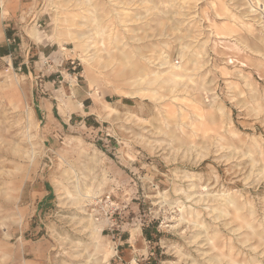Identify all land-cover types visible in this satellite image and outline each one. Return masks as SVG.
I'll return each mask as SVG.
<instances>
[{"label":"rangeland","instance_id":"374dc122","mask_svg":"<svg viewBox=\"0 0 264 264\" xmlns=\"http://www.w3.org/2000/svg\"><path fill=\"white\" fill-rule=\"evenodd\" d=\"M82 1L0 0V264H264V0Z\"/></svg>","mask_w":264,"mask_h":264},{"label":"bare ground","instance_id":"6f19581e","mask_svg":"<svg viewBox=\"0 0 264 264\" xmlns=\"http://www.w3.org/2000/svg\"><path fill=\"white\" fill-rule=\"evenodd\" d=\"M89 1L90 0H85V1H82L80 4L88 5ZM257 1H259V0H257ZM95 17H96V14L92 13V15L86 19L87 20H94ZM102 31H104V30H102ZM65 33L67 36L72 38L73 32H71L69 29H58V31H57V34L59 36L62 34H65ZM28 34H29V37L33 41L41 42L42 38L39 36V33L35 28H32ZM79 35H80V33H79ZM83 37H84V35H81V36H79V39L80 38L83 39ZM89 38H90V36H89ZM119 42L120 41L118 40L117 37H115L114 39L112 38L110 44H113V47L116 49V52H112V51L108 50L106 52L105 59L102 62L98 61V60L102 59L100 56H98V57L92 56L90 58H86L85 62H86L87 68L89 69V68H91V66H93L94 63H97L99 65V67L102 69L110 68V72L115 73V78H119V79H123V80L131 79L132 81H130L131 82L130 87L125 92V94L130 96V97H136L137 95H139V93L141 91L146 90L147 88H149V86H153V85L161 86L163 84H167V85H169L168 87L171 90L175 89L178 85H180L178 80L184 76V73L186 71L185 64L176 66V65L170 63L168 54L162 53L160 56V61H161L160 65L166 66L164 71H161V70L149 71L146 64H144V63L147 62V64H148V63H150V61H149V59L144 57L140 48L136 47L135 49H133V48L131 49V48H128L129 46L127 48H125V45L122 46V44H121L122 47L121 46L119 47L117 45ZM63 49L67 50L65 48H63ZM134 55H136L138 59H134ZM96 58L98 59L97 62H95ZM181 58L182 59L184 58L183 54L181 55ZM176 90H177V88H176ZM106 109H107V111H106ZM103 111L106 113L107 116H109L115 110L113 109V107H111L109 105V103L106 102L104 104ZM75 190L78 193V191H79L78 186L75 187ZM67 193L69 194L68 191H67ZM83 196H84V194H83ZM73 206H75V205H73ZM249 227L250 228L252 227L251 224H249ZM110 255H111L110 252L107 253L105 255L104 259L107 260V258Z\"/></svg>","mask_w":264,"mask_h":264},{"label":"trees","instance_id":"16d2710c","mask_svg":"<svg viewBox=\"0 0 264 264\" xmlns=\"http://www.w3.org/2000/svg\"><path fill=\"white\" fill-rule=\"evenodd\" d=\"M148 262H149V264H156V261H154V259H152V258H149Z\"/></svg>","mask_w":264,"mask_h":264}]
</instances>
